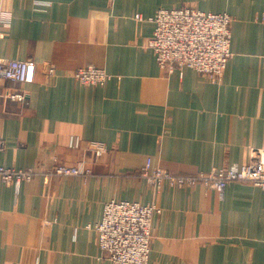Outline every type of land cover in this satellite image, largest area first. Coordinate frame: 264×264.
I'll list each match as a JSON object with an SVG mask.
<instances>
[{
    "label": "crops",
    "instance_id": "obj_1",
    "mask_svg": "<svg viewBox=\"0 0 264 264\" xmlns=\"http://www.w3.org/2000/svg\"><path fill=\"white\" fill-rule=\"evenodd\" d=\"M183 6L232 18V55L218 80L169 72L147 46V18ZM1 8L10 21L0 58L36 67L32 82L0 79V166L37 174L18 187L0 177V264H113L92 227L110 199L160 208L148 264H264V188L157 190L140 174L147 158L184 174L255 156L264 168V0H2ZM87 66L107 80L77 81L72 73ZM12 91L25 99L7 98ZM91 141L106 151L95 156ZM55 164L90 172L45 179Z\"/></svg>",
    "mask_w": 264,
    "mask_h": 264
},
{
    "label": "built area",
    "instance_id": "obj_2",
    "mask_svg": "<svg viewBox=\"0 0 264 264\" xmlns=\"http://www.w3.org/2000/svg\"><path fill=\"white\" fill-rule=\"evenodd\" d=\"M1 1L0 32L10 21V15L1 8ZM135 18L144 19L140 13L135 14ZM147 19L154 23L147 46L152 49L160 67L169 72H182L184 68H192L209 80L220 79L232 55V18L228 13L183 6L160 8L154 16ZM35 67L33 59L0 58V79L19 83L32 82ZM47 71L52 74L54 67L50 66ZM72 74L80 83L91 85H101L108 78L104 69L94 66L79 68ZM6 97L24 100L25 93L12 91ZM89 149L95 156H101L106 151L105 145L98 141H91ZM89 172V168H80L77 165L55 164L44 172V178L48 179L51 175H87ZM36 174L32 168L0 166V177L3 181L16 187L21 180H28ZM140 174L157 190L165 184L178 187L202 184L221 192L226 183L233 181L249 182L264 188V168L257 156L241 164L233 163L194 174L173 173L159 166H152L150 158H147ZM159 211L160 208L152 203L144 204L126 199L106 201L100 219L92 226L99 250L113 264H148L152 220Z\"/></svg>",
    "mask_w": 264,
    "mask_h": 264
}]
</instances>
